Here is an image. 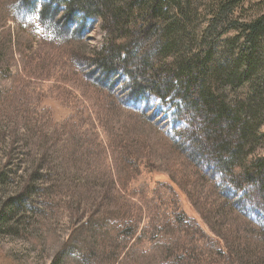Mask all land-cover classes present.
I'll list each match as a JSON object with an SVG mask.
<instances>
[{"label":"rangeland","instance_id":"1","mask_svg":"<svg viewBox=\"0 0 264 264\" xmlns=\"http://www.w3.org/2000/svg\"><path fill=\"white\" fill-rule=\"evenodd\" d=\"M48 2L0 0V264H264L259 190L195 148L165 83L140 91L99 65L101 18ZM188 13L198 38L259 18L264 0H190Z\"/></svg>","mask_w":264,"mask_h":264},{"label":"trees","instance_id":"2","mask_svg":"<svg viewBox=\"0 0 264 264\" xmlns=\"http://www.w3.org/2000/svg\"><path fill=\"white\" fill-rule=\"evenodd\" d=\"M51 1L44 12L62 2L71 14L81 10L101 18L110 40L98 48L99 65L126 70L140 91L162 95L158 86L165 83L161 87L175 92L195 119L188 120L195 126L189 132L195 148L232 181L255 186L264 207V155L255 153L264 145V15L224 28L213 20L195 38L188 27L190 0ZM232 29L239 35L219 47ZM21 206L16 199L8 211Z\"/></svg>","mask_w":264,"mask_h":264}]
</instances>
